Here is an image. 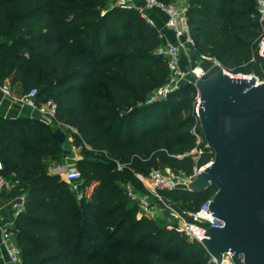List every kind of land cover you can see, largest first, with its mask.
Returning <instances> with one entry per match:
<instances>
[{
    "label": "trees",
    "instance_id": "16d2710c",
    "mask_svg": "<svg viewBox=\"0 0 264 264\" xmlns=\"http://www.w3.org/2000/svg\"><path fill=\"white\" fill-rule=\"evenodd\" d=\"M187 15L197 51L231 73L264 79L255 0H188ZM163 43L139 11L111 0H0V85L37 88L38 103H56L82 176L79 199L51 171L52 160L66 158L54 126L0 115V175L12 184L1 196H26L10 227L21 264H212L199 240L176 223L139 216L126 193L128 182L148 191L138 174L166 167L191 174L215 155L201 130L194 83L147 102L170 75L157 53ZM216 190L160 194L191 219Z\"/></svg>",
    "mask_w": 264,
    "mask_h": 264
},
{
    "label": "water",
    "instance_id": "95a60500",
    "mask_svg": "<svg viewBox=\"0 0 264 264\" xmlns=\"http://www.w3.org/2000/svg\"><path fill=\"white\" fill-rule=\"evenodd\" d=\"M195 79L198 119L215 155L184 188L217 187L209 208L222 222L201 243L218 264L228 251L234 264H264V80L236 77L219 62ZM55 134L68 157L66 133Z\"/></svg>",
    "mask_w": 264,
    "mask_h": 264
},
{
    "label": "built area",
    "instance_id": "2783aa9c",
    "mask_svg": "<svg viewBox=\"0 0 264 264\" xmlns=\"http://www.w3.org/2000/svg\"><path fill=\"white\" fill-rule=\"evenodd\" d=\"M111 2L113 5L122 6L127 9H135L139 11L144 17H146L145 13L148 9L155 8L161 9L166 12V27L174 35L175 40H170L167 36L161 34V37L164 39V43L157 49V53L165 57L167 65L169 67L170 75L167 82L163 86L155 89L149 94L147 102L151 103L158 99L165 98L170 92L180 86L179 84H177V79H179L180 76L179 71L182 50L186 47L195 48V41L191 36L189 19L187 15L188 5H178V3H174V1L169 4H165L160 0H111ZM255 3L260 13L261 21L263 23L262 39L259 42L260 53L261 55H263L264 0H255ZM149 21L151 22V20ZM224 70L226 69L224 68ZM204 73V70L193 71V75L195 74L197 77H201ZM231 74L237 77H250L242 73ZM253 76L256 77L257 82H262L264 80L263 79L261 81V79H259V77H257L256 75ZM3 89L6 93H10L11 89L8 85H4ZM37 95L38 89L32 88L30 91L22 93L17 97H14V99L21 105L35 109L39 113L41 120L47 122L48 124H50V122L57 123L56 103L51 99L42 103H38ZM195 134L198 137V141H200V136L197 133ZM204 167L195 168L194 172L191 174H186L184 172L185 178L183 177V181L181 179V176H166L165 173L161 170L162 168L152 169L147 176L138 174V177L148 189L146 193L138 192L134 185L130 182L125 184L126 193L131 200L138 203L139 216L146 215L150 217H156L154 206L149 198L150 194H154L153 196H155L158 200L163 201L162 196L160 194L162 190H171L178 187L184 188V186H187L188 184L185 182V180H189V182L192 181L197 175V173ZM121 168L122 166L119 165V169ZM1 169H3L2 162H0V170ZM61 175L70 184L72 190L78 194V198H82V176L80 171L76 167H67L61 172ZM11 186V181L8 180L6 177L0 175V194L3 191H9ZM25 198V195H21L17 198H14L12 203V209L14 210L15 215H18L22 210H24ZM211 200L212 197L207 200V202H205L202 207L197 211L189 212V217H191V219H187L181 215L183 217L182 224L180 227L178 225L177 226L189 238L197 239L201 242L202 239L206 237L205 233L207 231V227L222 225V222L218 221V219L212 214L209 208ZM0 247L3 249L4 253L13 264L22 263V254L20 248L17 245L15 233L10 229V226L7 223L0 225ZM210 257V262L212 264H218L216 258L212 256ZM220 264H234L232 260V253L230 251L224 253L222 262Z\"/></svg>",
    "mask_w": 264,
    "mask_h": 264
},
{
    "label": "crops",
    "instance_id": "0c3cea01",
    "mask_svg": "<svg viewBox=\"0 0 264 264\" xmlns=\"http://www.w3.org/2000/svg\"><path fill=\"white\" fill-rule=\"evenodd\" d=\"M146 17L151 20V22L158 28L160 34L167 36L170 40H175L174 35L168 30L166 27V12L161 9H148L145 13ZM13 95L12 97H8L2 87L0 86V115L3 116H29V117H36V111L17 103L14 100V97L19 96L22 94V88L20 86L14 87L11 89ZM67 126V125H66ZM68 127V126H67ZM70 136V134H69ZM68 137V134H67ZM72 139V137H70ZM69 139V137H68ZM72 149H70V154L68 157L64 159H60V161H51V171L55 173H61L65 170L69 164H73L72 161L76 158L80 157L79 152L74 153L76 147L71 145ZM72 150V152H71ZM12 198H4L0 194V225L2 224H9L11 227L13 225L14 219L16 217L15 213H12ZM0 264H12L10 263L8 257L4 253L3 249L0 247Z\"/></svg>",
    "mask_w": 264,
    "mask_h": 264
},
{
    "label": "rangeland",
    "instance_id": "374dc122",
    "mask_svg": "<svg viewBox=\"0 0 264 264\" xmlns=\"http://www.w3.org/2000/svg\"><path fill=\"white\" fill-rule=\"evenodd\" d=\"M174 3H178V5H184L187 6L188 5V0H174ZM213 62H218L216 60L211 59L210 57H206L205 55L201 54L199 51L196 50V48H190V47H186L185 49L182 50V54H181V59H180V71H179V79H177V84H179L180 86L187 83V82H192L195 83L196 79L193 75V71L194 70H204L207 71L213 64ZM224 68V67H223ZM227 70V69H226ZM225 70V71H226ZM228 72V70H227ZM234 74V73H233ZM236 74V73H235ZM243 74V73H242ZM248 75L250 77H253L254 74H245ZM237 77V76H236ZM249 77V78H250ZM260 79V78H259ZM262 81V79H261ZM7 85V84H6ZM1 86V85H0ZM4 86V85H3ZM2 87V90L4 91ZM9 86V85H8ZM4 93L8 96V97H12L13 93L10 90V93H6L4 91ZM17 97V96H16ZM199 96L196 97L197 100V107L199 104ZM13 98V97H12ZM15 100V99H14ZM18 103V102H17ZM20 104V103H19ZM27 107V106H26ZM30 108V107H29ZM33 109V108H31ZM35 110V109H33ZM36 111V110H35ZM197 111V108H196ZM36 117L41 119V117L39 116V113L36 111ZM50 124L52 126H54V128H61L65 133H66V137L68 142L71 143L72 139L70 137H72V135L68 132L69 130V126L67 127L65 124L63 123H54V122H50ZM70 134V136H69ZM73 138V137H72ZM70 149H72V146L70 144ZM79 152V149L76 148V150H74V153ZM72 152V150H71ZM71 155V154H70ZM68 161H73L72 159L70 160V158L68 159ZM69 168H74L75 166H73V164H69L68 166ZM156 169V168H155ZM166 176L168 177H175V176H181L182 181L184 180V172L180 171V172H175L173 171L171 168L166 167V168H162L161 169ZM146 176V175H143ZM184 177V178H183ZM186 183H190L189 180H185ZM187 184V185H188ZM187 187V186H184ZM154 195V194H153ZM150 194V200L151 203L154 206L155 209V216L159 217L160 219H166L168 221H171L172 223H176L179 227L182 224L183 221V217L175 210L173 209L170 205L165 204L163 201L158 200L155 196H153ZM12 213L14 214V210L12 209ZM10 261V260H9ZM10 263H12L10 261ZM13 264V263H12Z\"/></svg>",
    "mask_w": 264,
    "mask_h": 264
},
{
    "label": "bare ground",
    "instance_id": "6f19581e",
    "mask_svg": "<svg viewBox=\"0 0 264 264\" xmlns=\"http://www.w3.org/2000/svg\"><path fill=\"white\" fill-rule=\"evenodd\" d=\"M247 78H249V77H247ZM257 81V80H256Z\"/></svg>",
    "mask_w": 264,
    "mask_h": 264
}]
</instances>
